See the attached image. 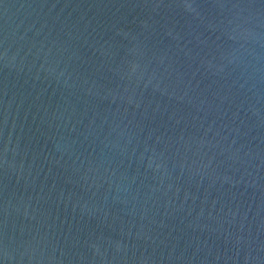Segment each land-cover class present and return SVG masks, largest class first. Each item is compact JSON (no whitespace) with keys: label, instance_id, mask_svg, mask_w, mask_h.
<instances>
[{"label":"water","instance_id":"water-1","mask_svg":"<svg viewBox=\"0 0 264 264\" xmlns=\"http://www.w3.org/2000/svg\"><path fill=\"white\" fill-rule=\"evenodd\" d=\"M0 264H264V0H0Z\"/></svg>","mask_w":264,"mask_h":264}]
</instances>
